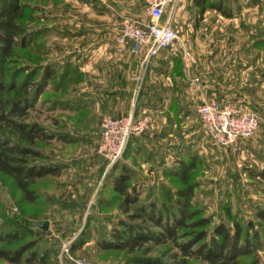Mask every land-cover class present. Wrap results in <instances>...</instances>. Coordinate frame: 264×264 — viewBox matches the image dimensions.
<instances>
[{"label": "rangeland", "instance_id": "obj_1", "mask_svg": "<svg viewBox=\"0 0 264 264\" xmlns=\"http://www.w3.org/2000/svg\"><path fill=\"white\" fill-rule=\"evenodd\" d=\"M22 2L36 9L32 12L33 21L24 22L27 30L40 28L46 31L45 37L37 44L44 55L37 59L34 54L26 52L28 56L23 55V61L15 66L38 62L56 64L58 75L66 71L69 76L66 82L63 81L64 90L58 97L72 102L81 94L78 90L81 85L94 83L93 77L99 76L96 72L108 49L99 52L101 43L98 42L101 40L114 47L125 20L149 21L143 0ZM198 3L203 5L202 10L191 13ZM218 4L228 18L230 40L223 44L194 41L195 36H203L207 32L205 26L199 27L202 11ZM179 9L184 14L178 22L182 26L179 42L173 49L161 52L174 59L167 87L172 84L178 96L177 100L170 101V112L166 116L180 119V124L166 145L175 147L177 152L167 161H162V165L153 158V152L146 151L136 141L131 149L128 142L117 163H106L93 149L100 140L102 118L111 115L96 116L91 109L82 112L70 110L71 114L69 110L49 111L50 104L42 106V101L46 97L54 99L50 86L36 109L31 111V119L54 132L68 133L76 141L64 144L54 139L40 145L46 163L61 167L59 177L43 180L38 185L51 205L24 202L11 180L0 176V222L3 221L2 227H5L14 218L26 221L36 232L37 249L46 253L47 264H68L64 263L65 255L76 264H125V252L101 250L96 245V239L107 233L122 216L118 202L112 199L109 183L124 166L133 175L132 183L137 184L141 201L146 202L153 194L160 198L161 185L172 192L182 188L180 183L166 176V169L176 167L175 162L179 159L189 161L188 155H193L190 181L196 182L197 187L192 201L211 214L213 222L226 219L222 207L227 203L231 205V213H237L244 221L254 217L257 206L264 207V183L250 176L264 168V0H179L175 20ZM172 11L173 4L164 19L170 18ZM189 15L195 19L193 23ZM194 23L197 26L194 27ZM150 65L146 69L143 67L135 77L134 105H137L144 89L151 93L161 81L158 72L153 71L149 75ZM88 74H93L90 80L86 77ZM206 85L221 90L230 105L253 111L259 117L257 132L252 138L241 141L236 153L214 147L200 125L198 107L209 102L207 95L212 93ZM149 106L151 109L154 107L153 111L140 110V116L146 115L151 120L146 133L152 123L155 125L162 118L156 104ZM137 109L134 108V114H137ZM44 222L47 229L42 233L38 225ZM84 232L85 239L82 237ZM26 239L1 242L0 246L13 247ZM79 239L81 245L70 254L69 246ZM165 248L166 245H158L152 253L161 254ZM259 256L260 264H264V250L261 249ZM191 262L207 264L199 260ZM0 264L11 263L0 259Z\"/></svg>", "mask_w": 264, "mask_h": 264}, {"label": "trees", "instance_id": "obj_2", "mask_svg": "<svg viewBox=\"0 0 264 264\" xmlns=\"http://www.w3.org/2000/svg\"><path fill=\"white\" fill-rule=\"evenodd\" d=\"M216 7L221 10L219 4ZM35 11L22 0H0V176L11 180L24 202L51 205L38 185L43 180L59 177L61 167L46 163L40 145L54 139L64 144L74 143L76 139L63 131L46 128L31 119L30 113L49 86L55 97H46L42 106L50 104L49 111L77 112V109L58 97L64 90L63 81L69 76L66 71L58 75L56 64L38 62L15 66L29 53L37 59L43 58V49L37 44L46 31L27 30L24 24L33 21ZM142 136L132 137L129 148ZM193 157L188 155L189 161L179 159L176 167L166 169V176L182 188L172 192L161 185L160 198L150 194L152 197L146 202L141 201L138 186L132 183L133 175L124 166L109 183L112 199L118 202L122 216L96 239L97 248L125 252V264H193L192 260L207 264H260L259 253L264 250V207L257 206L254 217L244 221L237 213H231V205L227 203L222 207L226 219L213 222V216L192 201L197 187L196 182L190 181ZM250 176L264 183V168ZM3 224L0 222V243L27 239L13 247L0 246V259L11 264H47L46 253L37 249L36 232L26 221L14 218L7 223L9 226L2 227ZM42 224L38 228L45 233ZM80 242L79 239L69 246L70 254ZM158 245H166V250L161 254L152 253ZM64 260V263L76 264L66 255Z\"/></svg>", "mask_w": 264, "mask_h": 264}, {"label": "crops", "instance_id": "obj_3", "mask_svg": "<svg viewBox=\"0 0 264 264\" xmlns=\"http://www.w3.org/2000/svg\"><path fill=\"white\" fill-rule=\"evenodd\" d=\"M202 6L195 4L194 9L190 12L193 13L196 10H202ZM202 12V20L199 23V27L205 26L207 32L203 36H195L194 41L215 44H223L229 41L228 18L223 15L222 10H219L216 6H211ZM189 17L190 19L192 18L191 15ZM181 18H184V14L179 9L174 23L180 22ZM191 20L192 23L195 21V19ZM188 25L191 27L190 24ZM195 26H197L196 23H194ZM259 34L260 30L258 29V36ZM234 42L236 41L234 40ZM98 43H101L98 46V49L100 48L99 52L108 49L99 71L96 72L99 76L96 78L93 77V74L86 75L89 80L93 77L94 83H84L81 85L80 89H78L81 94L75 99L76 103L69 100L70 105L72 106L75 103L77 112L91 109L92 114L96 116L111 115L113 117H119L134 113V108L136 107L138 108V111L135 112L137 113L136 116H140V110L151 111L154 107L151 109L152 106L149 105L156 104V109H159L157 112L162 115V118H159L155 125V122L152 123L151 129L138 139L137 142L146 151L153 152V158L157 160L158 165H162V161H167L168 157L177 152L175 147L166 144L169 143L170 138L175 133V129L178 128L177 125L180 124V119L175 120L173 116L171 118L166 116L170 112V101L175 100V98L177 100L178 96V91L176 92L172 84L171 87H167V81H170L168 73L174 64L173 57L163 52L149 62L148 65L151 64L149 75L151 76L150 73H153V71L158 72L161 81L156 90H152L151 93L144 89L137 105H134L132 95L136 81L135 77L138 76L143 68L140 56L131 54L128 47L121 48L116 43L114 47H111L109 43L101 40ZM214 60L217 59L215 58ZM96 73L94 72V75ZM206 88L212 92L207 95L209 102L216 101L221 104H229L225 100L226 96L220 93L221 90L219 91L213 87L209 88L207 85ZM154 101L155 103H153ZM69 113L71 114L70 110ZM176 114H179V110ZM86 120L88 121L90 118H86Z\"/></svg>", "mask_w": 264, "mask_h": 264}, {"label": "built area", "instance_id": "obj_4", "mask_svg": "<svg viewBox=\"0 0 264 264\" xmlns=\"http://www.w3.org/2000/svg\"><path fill=\"white\" fill-rule=\"evenodd\" d=\"M149 21L125 20L115 43L141 58L142 67L162 51L170 50L179 42L182 26L175 22V11L179 0H143ZM173 13L164 19L170 5ZM129 45V46H128ZM201 127L214 147L236 153L239 143L252 138L259 127V117L253 111H246L230 104L216 101L204 102L197 110ZM151 124L148 116L131 113L124 116H105L100 124V140L93 149L109 165L117 163L132 137L146 133ZM67 251V250H66Z\"/></svg>", "mask_w": 264, "mask_h": 264}, {"label": "water", "instance_id": "obj_5", "mask_svg": "<svg viewBox=\"0 0 264 264\" xmlns=\"http://www.w3.org/2000/svg\"><path fill=\"white\" fill-rule=\"evenodd\" d=\"M41 228H43V229H47V223L44 222V223L41 225Z\"/></svg>", "mask_w": 264, "mask_h": 264}]
</instances>
